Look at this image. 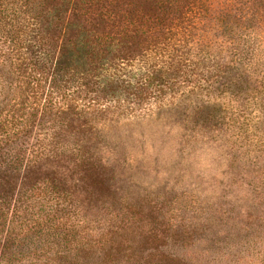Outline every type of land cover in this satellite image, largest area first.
Segmentation results:
<instances>
[{
    "label": "trees",
    "instance_id": "trees-1",
    "mask_svg": "<svg viewBox=\"0 0 264 264\" xmlns=\"http://www.w3.org/2000/svg\"><path fill=\"white\" fill-rule=\"evenodd\" d=\"M263 38L264 0H0V264H264L263 187L219 214L183 199L187 222L150 204L163 233L141 242L113 239L111 222L83 234L64 172L27 179L64 161L97 202L114 199L90 155L105 125L171 115L223 128L264 84Z\"/></svg>",
    "mask_w": 264,
    "mask_h": 264
},
{
    "label": "rangeland",
    "instance_id": "rangeland-1",
    "mask_svg": "<svg viewBox=\"0 0 264 264\" xmlns=\"http://www.w3.org/2000/svg\"><path fill=\"white\" fill-rule=\"evenodd\" d=\"M228 115L232 122L210 133L182 124L171 115L106 124L107 145L99 154L90 155L97 160L100 179L110 178L114 199L97 202L78 181H71L77 176L64 161L37 164L27 179L46 178L52 172L67 174L64 191L77 211L75 219L83 234L99 238L111 222L112 237L117 241L152 239L160 236L163 228L156 229L148 222L156 214L150 204L165 202L173 219L187 222L193 213L182 211L183 199L188 204L197 201L210 209V214H219L223 203L236 197L245 199L251 187L263 190L264 84L255 94L232 103ZM123 204L144 206L145 216L117 215L115 208Z\"/></svg>",
    "mask_w": 264,
    "mask_h": 264
}]
</instances>
